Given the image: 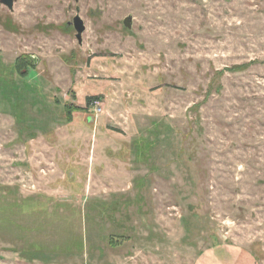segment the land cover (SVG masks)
Masks as SVG:
<instances>
[{
    "label": "rangeland",
    "instance_id": "obj_1",
    "mask_svg": "<svg viewBox=\"0 0 264 264\" xmlns=\"http://www.w3.org/2000/svg\"><path fill=\"white\" fill-rule=\"evenodd\" d=\"M0 264H264V0L0 2Z\"/></svg>",
    "mask_w": 264,
    "mask_h": 264
},
{
    "label": "water",
    "instance_id": "obj_2",
    "mask_svg": "<svg viewBox=\"0 0 264 264\" xmlns=\"http://www.w3.org/2000/svg\"><path fill=\"white\" fill-rule=\"evenodd\" d=\"M0 2L4 5H6L8 7V9H12L13 8V3L14 0H0ZM71 23L74 30H75V37L78 41V43H81L82 40V33L85 30V25L84 22L82 20V18L79 16V14H75L72 18ZM123 24L126 28H131V16H126L123 19Z\"/></svg>",
    "mask_w": 264,
    "mask_h": 264
},
{
    "label": "trees",
    "instance_id": "obj_3",
    "mask_svg": "<svg viewBox=\"0 0 264 264\" xmlns=\"http://www.w3.org/2000/svg\"><path fill=\"white\" fill-rule=\"evenodd\" d=\"M33 66L31 63H28V59L26 56H18L16 59H15V63H14V70L22 77V76H27L28 75V72L29 70H32ZM97 96H88L86 99L89 100H92L93 98H96ZM65 110H66V114H67V117L68 118H71L70 116V111H71V108L67 105L65 107Z\"/></svg>",
    "mask_w": 264,
    "mask_h": 264
}]
</instances>
